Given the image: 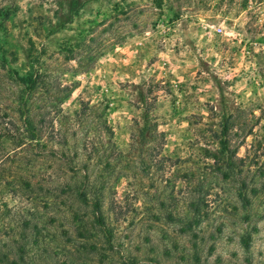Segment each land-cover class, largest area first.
Wrapping results in <instances>:
<instances>
[{
	"label": "rangeland",
	"instance_id": "obj_1",
	"mask_svg": "<svg viewBox=\"0 0 264 264\" xmlns=\"http://www.w3.org/2000/svg\"><path fill=\"white\" fill-rule=\"evenodd\" d=\"M67 2L0 0V264H264V0Z\"/></svg>",
	"mask_w": 264,
	"mask_h": 264
},
{
	"label": "trees",
	"instance_id": "obj_2",
	"mask_svg": "<svg viewBox=\"0 0 264 264\" xmlns=\"http://www.w3.org/2000/svg\"><path fill=\"white\" fill-rule=\"evenodd\" d=\"M85 2H86V0H68V2H67V9L70 12L75 11L78 8H80ZM6 15H7V12L0 7V17H6ZM19 80L21 82H24V79H21L20 78ZM33 88H34V82L29 83V88L28 89L31 90ZM144 101L145 100L142 99L141 102H144ZM142 104H145V103H142ZM143 120H144V125L142 126V129L140 131L141 136L143 135L144 129L146 127L145 124L147 123V115H144V119ZM26 127L29 129L30 125L27 123L26 124ZM1 138H3L4 140H8L10 138V136L9 135H2Z\"/></svg>",
	"mask_w": 264,
	"mask_h": 264
},
{
	"label": "built area",
	"instance_id": "obj_3",
	"mask_svg": "<svg viewBox=\"0 0 264 264\" xmlns=\"http://www.w3.org/2000/svg\"><path fill=\"white\" fill-rule=\"evenodd\" d=\"M215 32H216L217 34H220V33H221V29H220V28H217V29L215 30Z\"/></svg>",
	"mask_w": 264,
	"mask_h": 264
}]
</instances>
